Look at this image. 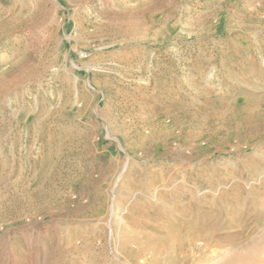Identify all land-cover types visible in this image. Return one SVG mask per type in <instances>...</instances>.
Instances as JSON below:
<instances>
[{"label": "rangeland", "instance_id": "1", "mask_svg": "<svg viewBox=\"0 0 264 264\" xmlns=\"http://www.w3.org/2000/svg\"><path fill=\"white\" fill-rule=\"evenodd\" d=\"M263 61L264 0H0V264L264 243Z\"/></svg>", "mask_w": 264, "mask_h": 264}, {"label": "bare ground", "instance_id": "2", "mask_svg": "<svg viewBox=\"0 0 264 264\" xmlns=\"http://www.w3.org/2000/svg\"><path fill=\"white\" fill-rule=\"evenodd\" d=\"M263 65H264V61H263ZM260 77H261L260 75H256V78H255L256 81L254 83H256L257 85H255L256 87L255 86L254 87L256 89L263 90L264 89L263 85L258 83V82H260L259 81ZM251 95L250 96L248 95V96L252 97L254 94L252 96ZM245 102H247V101H245ZM262 105L264 106V95H261V96L255 95V96H253L252 101L246 107L244 106L245 107L244 109H241V111H243V113L245 114V116L247 118L246 123L247 122L250 123L252 121V119H254L256 117V115H258V112L260 111V108ZM262 110H263V108H262ZM242 116H244V115H242ZM242 121H243V119H242ZM257 156H259V154ZM175 205L180 207V205H178V204H175ZM165 206H167V205H165ZM165 206L161 207V210L159 212L160 217H161V213L163 214L166 211ZM216 246H218L220 249H221V247L229 246L227 253H225V256H223V258H222V262L224 264H261L264 260L263 259L264 243H262V242L259 244L252 242V243L241 245L239 247L240 251L236 248L238 246H236L235 244L223 245V244H221V242H219L216 244ZM166 249H167V250H165L166 254L170 253V247H167ZM56 253H57L59 258L63 257V254H62L63 251L61 249L56 250Z\"/></svg>", "mask_w": 264, "mask_h": 264}]
</instances>
